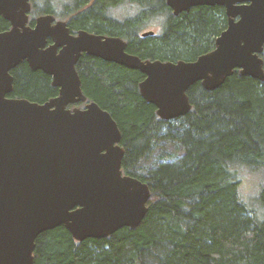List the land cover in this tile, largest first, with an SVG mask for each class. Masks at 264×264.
<instances>
[{
  "label": "trees",
  "instance_id": "trees-1",
  "mask_svg": "<svg viewBox=\"0 0 264 264\" xmlns=\"http://www.w3.org/2000/svg\"><path fill=\"white\" fill-rule=\"evenodd\" d=\"M123 1L30 0V24L37 15L53 14L72 30L127 37L128 51L175 62L209 51L227 23L222 6H194L174 16L164 0H127L139 11L115 18L110 8ZM154 18L161 32L139 39L143 24ZM9 27L0 16V31ZM261 56L264 69V51ZM76 68L88 101L117 122L122 171L147 183L148 209L137 227L105 238L79 241L63 225L46 230L35 240L33 264H264V80L235 70L212 91L198 81L187 90L191 110L162 120L140 96L144 75L138 70L85 54ZM11 74L9 97L41 103L57 95L49 75L25 61ZM164 144L182 153L142 170ZM241 168L262 176L254 196L240 192Z\"/></svg>",
  "mask_w": 264,
  "mask_h": 264
},
{
  "label": "water",
  "instance_id": "water-1",
  "mask_svg": "<svg viewBox=\"0 0 264 264\" xmlns=\"http://www.w3.org/2000/svg\"><path fill=\"white\" fill-rule=\"evenodd\" d=\"M166 4L175 15L199 5L224 7L226 27L213 49L189 61H142L118 36L72 34L49 13L31 26L30 0H0V16L10 24L0 31V264H33L37 236L57 226L79 241L105 238L137 227L147 213L150 188L123 174L115 119L92 100L68 107L86 100L75 69L82 53L139 70L140 95L162 120L190 111L187 90L198 81L212 91L235 70L264 80V0ZM23 61L51 76L58 95L41 103L9 97L11 70Z\"/></svg>",
  "mask_w": 264,
  "mask_h": 264
},
{
  "label": "rangeland",
  "instance_id": "rangeland-1",
  "mask_svg": "<svg viewBox=\"0 0 264 264\" xmlns=\"http://www.w3.org/2000/svg\"><path fill=\"white\" fill-rule=\"evenodd\" d=\"M139 11V7L130 4L129 2H127V0H124L121 3H118L114 6H111L110 8V14H112L115 18L118 19H125V18H129V16H133L134 13H137ZM160 19H151L148 20L147 22H145L143 24V29L141 31H144L146 29H152L154 31H156L157 33L161 32V20ZM140 31V32H141ZM182 153V149L179 146L178 149H175V152L173 151L172 146L168 145V144H164V147L162 148H157L153 150V153L151 154V156L149 158L146 159V161L142 164V170L145 169V166L151 162H154L158 159H160L161 157L165 158L168 156V154L171 157H175L176 155H179ZM169 157V156H168ZM238 176L240 174V172L242 171L241 175H240V184H241V188H240V192H242L244 195L246 196H254V194L256 193V191L259 188V183L262 181V176L258 173L249 171L247 169L241 168L238 169ZM258 183V184H257ZM240 187V185H239Z\"/></svg>",
  "mask_w": 264,
  "mask_h": 264
},
{
  "label": "flooded vegetation",
  "instance_id": "flooded-vegetation-1",
  "mask_svg": "<svg viewBox=\"0 0 264 264\" xmlns=\"http://www.w3.org/2000/svg\"><path fill=\"white\" fill-rule=\"evenodd\" d=\"M31 3V2H30ZM164 4L167 6V8H168V10L170 11L169 13L171 14V15H174V16H177V15H179L180 13H178L177 15H175L173 12H172V9L166 4V0H164ZM31 8H32V4H31ZM224 8V7H223ZM31 11V10H30ZM185 12H188V11H185ZM30 13V12H29ZM44 14H47V13H44ZM40 15H42V14H40ZM37 16H39V15H37ZM37 16H35L34 17V19L37 17ZM55 20H58V18H56L55 17ZM65 21V20H64ZM29 25H31L30 24V15H29ZM34 24V23H33ZM66 25L68 26V28H69V31H70V33H72V34H76L77 33V31L78 30H80V29H70V27H69V25H68V23L66 22ZM31 26H33V25H31ZM10 28V27H9ZM8 28V29H9ZM148 31H153V34H149V35H143V33L144 32H148ZM89 32H91V31H89ZM91 33H94V32H91ZM95 34H98V33H95ZM156 34H157V32L156 31H154V30H152V29H146V30H144V31H139L138 33H137V37L139 38V39H141V38H146V37H151V36H156ZM101 35H107V36H118V37H120L121 39H123L124 41H125V43H126V46H125V51L127 52V53H130V54H133V55H136V56H138L142 61H146V60H150V61H153V60H161V59H157V58H149V57H144V56H140V55H138V54H136V53H133V52H130V51H128L127 50V45H128V39H127V37H123V36H120V35H108V34H101ZM158 36V35H157ZM51 41L48 39V42H47V44L48 43H50ZM214 47V46H213ZM211 49H213V48H211ZM210 49V50H211ZM209 50V51H210ZM208 52V51H207ZM205 53V52H204ZM82 54H85V55H88V54H86V53H82ZM82 54H81V56H82ZM201 54H203V53H201ZM80 56V57H81ZM90 56H92V55H90ZM79 57V58H80ZM96 57V56H95ZM262 57V56H261ZM99 58V57H98ZM101 59V58H100ZM195 58H193L192 60H194ZM79 60V59H78ZM103 60V59H102ZM164 60V59H163ZM106 61V60H105ZM176 61H178V60H176ZM175 61V62H176ZM185 61H189V60H185ZM109 62H111V61H109ZM174 62V61H173ZM113 63H115V62H113ZM76 64H77V62H76ZM76 64H75V69H76V71H77V68H76ZM121 65V64H120ZM124 66V65H123ZM126 67V66H125ZM128 68V67H127ZM14 69V68H13ZM12 69V70H13ZM132 69V68H131ZM11 70V71H12ZM137 70V69H136ZM139 71V70H138ZM140 72V71H139ZM77 73H78V71H77ZM141 73V72H140ZM48 75V74H47ZM78 75H79V73H78ZM50 77V81H51V85H52V79H51V76H49ZM79 78H80V76H79ZM144 78V77H143ZM81 80V79H80ZM53 86V85H52ZM54 87H56V86H54ZM57 89H58V87H57ZM81 89H82V87H81ZM189 89V88H188ZM207 91V90H206ZM82 92H83V90H82ZM140 93V92H139ZM84 94V93H83ZM57 95H58V92H57ZM85 95V94H84ZM56 96V95H55ZM54 96V97H55ZM86 96V95H85ZM141 96V95H140ZM189 98V97H188ZM87 101H88V99H87V97H86V100L85 101H83V102H78V103H75V104H73V105H68V107H74V106H78V107H80V108H83L84 106H85V104L87 103ZM190 102V101H189ZM147 103V102H146ZM151 104V103H150ZM191 108H192V105H191ZM191 110V109H190ZM157 115V114H156ZM158 116V115H157ZM159 117V116H158ZM160 118V117H159ZM120 141H121V139H120ZM120 145H121V143H120ZM122 146V145H121ZM123 147V146H122ZM124 148V147H123ZM124 151H125V149H124ZM122 162V161H121ZM122 169V168H121ZM123 172V171H122ZM123 174H125L124 172H123ZM143 182V181H142ZM34 259V258H33Z\"/></svg>",
  "mask_w": 264,
  "mask_h": 264
}]
</instances>
